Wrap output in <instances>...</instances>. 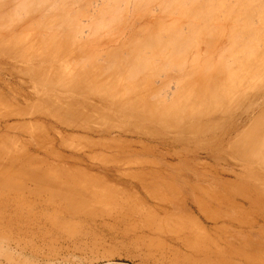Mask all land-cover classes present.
I'll return each mask as SVG.
<instances>
[{"label": "rangeland", "instance_id": "374dc122", "mask_svg": "<svg viewBox=\"0 0 264 264\" xmlns=\"http://www.w3.org/2000/svg\"><path fill=\"white\" fill-rule=\"evenodd\" d=\"M249 1L254 11L214 21L227 0H0V264H264V153L251 144L264 113L222 144L207 133L211 100L171 103L229 60L234 19L249 34L264 28V1ZM104 62L126 70L123 88L114 90ZM148 78L154 86L140 88ZM242 104L217 124L244 119ZM40 175L68 177L87 206L47 208L50 194L31 180ZM163 182L182 199L175 211Z\"/></svg>", "mask_w": 264, "mask_h": 264}, {"label": "bare ground", "instance_id": "6f19581e", "mask_svg": "<svg viewBox=\"0 0 264 264\" xmlns=\"http://www.w3.org/2000/svg\"><path fill=\"white\" fill-rule=\"evenodd\" d=\"M50 1V0H49ZM106 1V0H105ZM121 1V0H120ZM145 1V0H144ZM152 1V0H151ZM154 1V0H153ZM162 1V0H161ZM167 1V0H166ZM189 1V0H188ZM228 2H225L228 3L226 5H230V8L228 6V8H225L221 15H217V11L215 12V14L217 16L213 17V14H212V19L214 20V18L218 19L222 17V15L224 17H227L228 15V10H232L233 8V5H234V2H238V1H234L233 2H229V0H227ZM232 1V0H230ZM242 2V4L245 6L246 9L243 8V6L241 5V7H238L237 4H235V9L233 12H236L237 11H241V10H245V12H249L250 9L248 8V5L246 3L247 0H239V2ZM249 1V0H248ZM252 2L253 1H259V0H251ZM262 1V0H261ZM264 1V0H263ZM92 2V1H91ZM104 2V0H103ZM140 2V1H139ZM171 2V1H170ZM191 2V1H190ZM250 2V1H249ZM254 2V3H255ZM39 3V2H38ZM38 3H37V6H38ZM105 3V2H104ZM103 3V4H104ZM109 3V2H108ZM188 3V2H187ZM262 3V2H261ZM29 4V3H28ZM32 4V3H31ZM35 4V3H34ZM165 4V3H164ZM239 6L241 3H238ZM247 6H246V5ZM260 4V3H259ZM40 5V4H39ZM45 5V4H44ZM53 5V4H52ZM145 5V4H144ZM232 5V6H231ZM56 6V5H55ZM157 6V5H156ZM255 6V5H254ZM27 7V6H26ZM33 7V6H32ZM42 7V6H41ZM119 7V6H118ZM261 7V6H260ZM260 7L258 6V8L260 9ZM263 7V6H262ZM31 8V6L29 7ZM57 7H55L56 9ZM114 8H117V7H114ZM135 8V7H134ZM144 8V7H143ZM142 8V9H143ZM216 8V7H215ZM218 8V7H217ZM255 9V11L257 10V13L261 10H259L256 6L255 7H252ZM264 8V7H263ZM119 9V8H118ZM221 9V7H220ZM220 9H217L219 12H221ZM29 10V9H28ZM38 10H41L40 8ZM45 10V9H43ZM53 10V9H52ZM57 10V9H56ZM91 10V9H90ZM117 10V9H116ZM215 10V9H214ZM213 10V11H214ZM227 10V11H226ZM249 10V11H248ZM27 11V10H26ZM54 11V10H53ZM88 11V10H87ZM136 11V10H135ZM251 11H254L251 9ZM250 11V12H251ZM263 11V10H262ZM23 12V11H22ZM32 12V11H31ZM41 12V11H40ZM43 12V11H42ZM49 12V10L47 11ZM117 12V11H116ZM179 12V11H178ZM231 12V11H230ZM261 12V11H260ZM30 13V12H29ZM39 13V12H38ZM111 13H113V11H111ZM210 15H211V11L209 12ZM242 13L244 14V12H240V13H237V15H242ZM253 13V12H252ZM256 13V15H257ZM107 14V13H106ZM151 14V13H150ZM234 14V13H233ZM233 14H230L231 17ZM249 14V13H248ZM255 14V13H254ZM259 14V13H258ZM207 15V14H206ZM209 15V14H208ZM209 15V16H210ZM229 15V16H230ZM180 16V15H179ZM244 16V15H243ZM242 16V17H243ZM41 17V16H40ZM44 17V16H42ZM178 17V16H177ZM247 19L248 17L245 16ZM251 17V16H250ZM258 17V16H257ZM261 17V16H260ZM208 19H211L209 17H206ZM204 18L203 21L206 19ZM233 18V17H232ZM113 19V18H111ZM222 19V18H221ZM220 19V20H221ZM237 19H240L237 18ZM260 19V18H259ZM1 20V19H0ZM219 20V21H220ZM230 20V19H228ZM233 20V19H232ZM231 20V21H232ZM241 21H247V20H242L240 19ZM239 20V21H240ZM253 20V19H252ZM251 20V21H252ZM256 20V19H255ZM2 21V20H1ZM7 21V20H5ZM65 21V20H64ZM112 21V20H110ZM116 21V20H115ZM175 21V20H174ZM215 21V20H214ZM63 22V21H62ZM67 22V21H66ZM162 22V21H161ZM204 22H207V19L206 21ZM233 22V25L231 23H228L227 24H231V26H227V28L229 27L230 29H227L226 26L224 27L222 25V23H220L223 27L220 26V24H216L218 27L220 26V31H222L221 33H224L225 30L228 31V37H227V40L226 42V47L224 51H228L230 57H229V60H227V62H221L219 64H217V66H214L212 68H210V70L206 69L207 71H210V73H207L206 72H203V74H201L200 76H197L196 77V80H192L191 82H188L187 86L184 85V88H183V92L180 96H175V98H172L171 100V103L174 104V105H179L182 100L186 99V102L187 100V97H190L192 98V96H196L194 97V102H190V104H196L195 100L198 99V101H201L203 99H209L211 100L210 102V106H212L211 108L209 109H212L213 112L215 113V119L216 120V124L214 125V127H211V128H208L207 129V133L211 134V137L212 139H215V142L217 143H222L224 142V138L230 134L231 132H234L238 129H240L239 127H241L242 125H244L245 121L247 120H251V123H253L255 120H258L260 118V115L262 113H264V50H262L261 46L263 45V41H264V35L263 37L261 36V33L263 32L262 29L263 28V25L261 23H258L262 25V29L260 31L257 32V30H255L256 34L252 33L251 30V34H249V30L247 31L246 28L244 29L243 27H246V25L244 24H240V25H237V24H234L235 22V19ZM249 22V21H247ZM262 22V20H261ZM264 22V21H263ZM53 23V22H52ZM156 23V22H155ZM178 23V22H177ZM208 23V22H207ZM237 23V22H235ZM257 23V25H258ZM54 24V23H53ZM68 24V23H67ZM151 24V23H150ZM209 24V23H208ZM213 24V23H212ZM212 24H209L211 27H212ZM226 24V23H225ZM239 24V23H238ZM251 24V22L249 23ZM253 24V23H252ZM256 24V23H255ZM61 25V24H60ZM63 25V24H62ZM61 25V26H62ZM185 25V24H184ZM187 25V24H186ZM198 24H196L197 26ZM201 25H202V22H201ZM206 25V24H205ZM214 25V24H213ZM214 25L213 28L214 29H217V26ZM242 25H244L242 27ZM43 26V24H42ZM46 25H44L45 27ZM161 26V25H160ZM164 26V25H163ZM195 26V27H196ZM200 25L197 26V28L199 27ZM207 26V25H206ZM206 26L204 27V29H207ZM216 26V27H215ZM242 27V29L239 28ZM260 26V25H258ZM194 27V25H193ZM210 28V27H209ZM208 28V29H209ZM224 30H223V29ZM48 29V28H47ZM55 29V28H54ZM152 29V28H150ZM149 29V30H150ZM200 29V28H199ZM207 29V30H208ZM244 29V30H243ZM249 29V28H247ZM252 29V28H251ZM75 31V30H73ZM167 31V30H166ZM213 31H216V30H213ZM244 31H247L246 34ZM180 32V31H179ZM202 32V31H201ZM210 32H212V28L210 30ZM68 33V32H67ZM220 32H219V35H222ZM264 33V32H263ZM79 34V32H78ZM155 34V33H153ZM211 33H209L210 35ZM261 36V37H260ZM159 37V36H158ZM162 37V36H161ZM179 37V36H178ZM167 38V37H166ZM262 38V39H261ZM148 39V38H147ZM120 39H115L113 40L111 43H115V42H118ZM137 40V39H136ZM135 40V42H136ZM140 40V39H139ZM169 40V39H168ZM183 40V39H182ZM37 43H40V40L37 38L35 40ZM146 41V40H145ZM143 41V42H145ZM150 41V39H149ZM167 41V40H166ZM189 41V40H187ZM220 41V40H219ZM35 42V43H36ZM139 42V41H138ZM148 42V41H147ZM174 42V41H173ZM184 42V41H183ZM191 42V41H189ZM131 45V42H129ZM178 43V42H177ZM185 43V42H184ZM110 43H108L107 45H109ZM127 44V43H126ZM133 44V42H132ZM169 44V43H168ZM180 44V42L178 43ZM189 44V43H187ZM124 45V44H122ZM143 45V44H142ZM138 46V45H137ZM140 46V45H139ZM182 46V45H181ZM188 46V45H187ZM225 46V45H224ZM165 47V46H164ZM173 47V46H172ZM176 47V46H175ZM190 46H188L189 48ZM138 48V47H137ZM160 48V47H159ZM174 48V47H173ZM177 48V47H176ZM221 48V47H220ZM178 49V48H177ZM181 50V49H180ZM187 50V49H186ZM175 51V50H174ZM110 52V51H109ZM119 52V51H118ZM136 52V51H135ZM159 52V51H158ZM163 52V51H162ZM225 52V53H226ZM107 53V52H106ZM132 54V52H130ZM224 53V54H225ZM118 54V53H117ZM179 54V53H178ZM98 55V54H97ZM105 55V54H104ZM158 55V54H157ZM160 55V54H159ZM166 55V54H165ZM182 55V54H181ZM227 55V53H226ZM225 55V56H226ZM148 56V55H147ZM146 56V57H147ZM173 56V54H172ZM185 56V55H183ZM188 56V55H187ZM195 56H196V53H195ZM97 57V56H96ZM168 57V56H166ZM174 57V56H173ZM126 58V57H125ZM151 58V57H150ZM170 58V57H169ZM182 58V57H181ZM188 58V57H187ZM88 59V58H86ZM96 59V58H95ZM139 59V58H138ZM183 59V58H182ZM226 59V58H224ZM85 60V59H84ZM101 60V59H100ZM144 60V59H143ZM146 60V59H145ZM187 60V59H186ZM86 61V60H85ZM97 61V60H96ZM179 61V60H178ZM95 62V61H93ZM99 62V61H97ZM107 62V61H106ZM123 62V61H122ZM132 62V61H131ZM131 62H128V64H126V61L125 63H122L123 66H128ZM160 62V61H159ZM175 62V61H174ZM180 62V61H179ZM96 63V62H95ZM105 63V62H104ZM103 63V64H104ZM138 65L140 64L139 63V60H138ZM150 60L147 61L146 60V64L145 65H150ZM154 63V62H153ZM166 64L168 63L167 60L165 62ZM164 63V64H165ZM184 63V62H183ZM102 64V65H103ZM107 64V63H105ZM110 64V63H108ZM108 64L106 67H108ZM117 64V63H116ZM125 64V65H124ZM169 64V63H168ZM186 64V62H185ZM132 65V64H130ZM129 65L130 67V71L127 72L124 68V70L122 69L120 71L119 67L121 65L118 64L119 67H117L118 70L114 69L112 70L111 67L114 68L115 66V63L114 65L112 64L111 66H109L107 69H111L110 71L105 69L106 71L108 72H112L110 75H109V78L111 80H114L115 82L112 83V86L114 87V90L116 89H120V88H123L124 87V82L126 81V79L130 76V72L134 71V69L131 68V66ZM137 65V66H138ZM141 65V64H140ZM176 65V64H175ZM104 66V65H103ZM117 66V65H116ZM163 66V65H162ZM133 67V66H132ZM143 65H141L139 68H142ZM153 67V66H152ZM157 67V66H156ZM103 68V67H102ZM122 68V66H121ZM144 70L147 69V67H143ZM142 68V69H143ZM162 68V67H161ZM164 68L165 65H164ZM176 68V67H174ZM185 68V67H184ZM196 68V67H195ZM137 69V68H135ZM183 69V68H182ZM104 70V72H105ZM143 70V71H144ZM155 70V69H153ZM159 70V69H158ZM174 70V69H173ZM181 70V69H180ZM124 71H126V74L127 75V78H126V74L123 73ZM142 71V72H143ZM151 71V70H150ZM171 71V70H170ZM183 71V70H182ZM192 71V70H191ZM194 71V70H193ZM62 72H64V70L62 68H57L55 70V74L56 75H62ZM99 70L98 69H92L90 71V75L93 79H100V75H99ZM141 72V70L139 71ZM172 72V71H171ZM107 73V72H105ZM134 73V72H133ZM148 72H146L147 74ZM188 73V72H187ZM142 75V73H140ZM144 74V73H143ZM193 74V73H191ZM190 73H188V75L192 76ZM137 75V74H136ZM134 74V76H136ZM139 75V73H138ZM149 75H153V74H149ZM187 75V76H188ZM104 76V75H103ZM132 77V78H135V77ZM154 76V75H153ZM143 77V76H142ZM141 77V78H142ZM145 77V76H144ZM131 78V77H130ZM147 79V78H146ZM154 79H150L148 78V80L145 82H141L140 83V88H148L150 86H154L155 82L153 81ZM140 81V80H139ZM129 82V81H128ZM178 84V83H177ZM177 87V86H176ZM73 89V88H72ZM175 90V89H174ZM168 90H166L167 92ZM174 93V92H173ZM170 94H171V91H170ZM158 95H160L158 93ZM196 98V99H195ZM201 99V100H199ZM185 101V100H184ZM190 101V100H188ZM197 101V100H196ZM204 101V100H203ZM209 102V101H208ZM208 102H204L205 103H208ZM242 102V110L239 114H241V116L244 117V119L242 120H238L236 122H232L230 124H226V125H218L217 123H220V121H224L228 115H229V112L231 111V107L233 106V104H236V103H240ZM188 103V102H187ZM201 104H202V101H201ZM200 104V105H201ZM189 105V104H188ZM197 105L199 106V104L197 103ZM203 105V104H202ZM124 106V103L122 102H118V103H115V104H111V103H108L107 107L109 109H112V110H119L121 109L122 107ZM186 106V105H185ZM191 106V105H190ZM195 107V106H194ZM197 107V106H196ZM204 108L206 106H203ZM198 108V107H197ZM196 108V109H197ZM200 109H202L201 107H199L196 111V112H200ZM206 109V108H205ZM234 110V108H233ZM202 111V110H201ZM206 111H209L208 108ZM195 112V111H194ZM204 113V111H202ZM210 112V111H209ZM219 112V113H218ZM201 113V112H200ZM208 113V112H207ZM199 114V113H198ZM197 114V115H198ZM238 114V113H237ZM235 114V115H237ZM193 115V113H192ZM207 115V114H206ZM233 115V113H232ZM232 115L231 117L229 118H232ZM199 116V115H198ZM237 117V116H236ZM242 117V118H243ZM233 119V118H232ZM229 120V119H227ZM224 124V123H223ZM262 124V123H261ZM260 124V125H261ZM252 125V124H251ZM250 125V126H251ZM262 126V125H261ZM222 128V132L220 134H218V129ZM258 133H257V136L254 137L252 143L254 146L256 147H260L261 149V153L263 151L264 153V125L258 129ZM242 133V132H241ZM239 133V134H241ZM240 136V135H239ZM251 138V136H249ZM251 140V139H250ZM243 141V140H241ZM249 141V140H248ZM244 144H246V141H243ZM250 144V145H251ZM247 147V146H246ZM250 148H252V146H249ZM255 148V147H253ZM258 149V148H257ZM250 151V150H249ZM254 151V150H253ZM251 152V151H250ZM255 153L257 151H254ZM249 153V152H248ZM246 153V155L248 154ZM252 153V152H251ZM250 153V155H251ZM262 153V154H263ZM253 154V153H252ZM256 154H259V149H258V152ZM260 155V154H259ZM252 157H254V155H251ZM243 157V156H242ZM256 157V156H255ZM245 158V157H243ZM257 158V157H256ZM246 160V158H245ZM263 161V159H262ZM146 162V161H145ZM33 184L38 188L39 191H42V192H46L48 194H50V199H46L45 200V203L44 205H46L47 208H52V209H58L59 211H75V210H80V209H84V207L87 206V201L85 199L84 196H77V192L78 191H81L82 189H79L75 183H72L70 181V179L68 177H63V178H57L55 176H52V175H40V176H33V178L31 179ZM76 181V180H75ZM181 179H179L178 177L176 178H173L172 179V182L175 183V184H181L183 186L184 183L180 182ZM78 183V181H77ZM79 183H80V180H79ZM187 184V183H186ZM81 185V183H80ZM84 186V185H83ZM81 187V186H80ZM162 187L169 190L171 193H173L175 195V199H174V202H173V205L171 204L170 208L172 209V211H175L179 206L181 207L182 206V199L177 197V191H175L170 185H168V183L166 182H163L162 183ZM169 192V193H170ZM89 193V192H88ZM95 194V193H94ZM37 195H38V192H37ZM52 195H55V198L52 197ZM97 203V202H96ZM93 205V204H92ZM87 211V209H85ZM76 212V211H75ZM85 212V211H83ZM90 213V212H88ZM86 214V213H85ZM77 215V214H76ZM144 233V232H143ZM255 260H258V259H255ZM254 261V260H253ZM256 262V261H255Z\"/></svg>", "mask_w": 264, "mask_h": 264}]
</instances>
